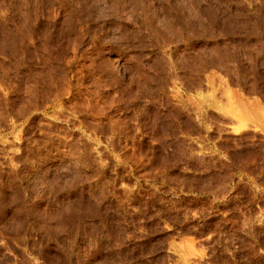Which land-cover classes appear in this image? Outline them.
Segmentation results:
<instances>
[{"label": "rangeland", "instance_id": "rangeland-1", "mask_svg": "<svg viewBox=\"0 0 264 264\" xmlns=\"http://www.w3.org/2000/svg\"><path fill=\"white\" fill-rule=\"evenodd\" d=\"M0 264H264V0H0Z\"/></svg>", "mask_w": 264, "mask_h": 264}]
</instances>
